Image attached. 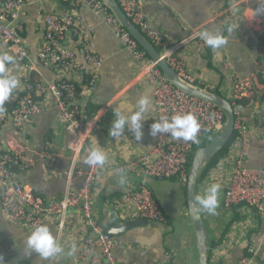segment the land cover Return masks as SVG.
<instances>
[{
    "label": "crops",
    "instance_id": "crops-1",
    "mask_svg": "<svg viewBox=\"0 0 264 264\" xmlns=\"http://www.w3.org/2000/svg\"><path fill=\"white\" fill-rule=\"evenodd\" d=\"M24 1L25 4L15 11L13 21L22 26L21 35L29 58L24 65L16 61L15 65L7 66L8 73L17 75L20 80L17 89H23L28 81L55 82L60 76L57 70L45 67L39 61L43 37L41 16L46 13L69 14L74 19V26L84 18L92 29L91 45L101 64L95 71L93 83H90V71L71 69L68 77L78 86L76 103L90 130L87 143L91 147H101L113 163L138 158L154 142L150 126L155 122V113L143 122V136L139 141L127 128L117 138L109 135V129L115 119L114 110L131 113L140 96H148L152 102V86L141 78L142 65L123 49L113 30L89 10L82 7L72 9L64 0H61L63 6L56 0ZM259 6L258 0H142L141 8L148 27L162 36L167 50L184 61L185 70L195 75L196 85L225 97L235 77L252 78L264 72V14L253 15ZM229 27L234 30L231 35ZM209 30L222 32L228 38V44L218 50L207 47L199 33ZM64 45L74 53L77 63L84 61L80 36L71 29L65 34ZM0 52H5L1 42ZM38 98L41 112L27 121L22 131L13 128L7 119L0 126V142L11 149L19 148L23 157L31 162L29 168L14 177L52 202L66 195L69 188L75 190L80 179L76 178L75 185L69 186L67 173L71 170V153L67 149L68 132L50 99ZM243 112L249 126L250 142L243 161L249 167L264 168V101L244 107ZM224 155L220 164L205 170L195 187V194L202 195L212 183L221 185L216 214L200 212L208 240L207 264H224L243 258L247 260L246 264H264V215L245 204L231 208L223 205L224 189L233 165L232 159L227 160L229 156L224 158ZM126 175L128 182L123 186L118 184L115 168L110 167L98 175L93 189L95 217L103 225L110 212H116L120 222L134 219L129 215V212L133 213L131 207H115L113 201L124 190L143 183L153 193L166 222L134 227L115 236L112 253L116 264H197L196 235L188 219L183 185L176 179L144 177L137 171ZM62 216L52 215L46 222L60 238L65 251L44 259L37 253H28L25 241L29 234L25 226L9 220L0 208V240L7 241L11 247L6 264H92L77 257L87 235L77 210L68 208L60 227ZM73 244L76 251L69 256L67 252ZM102 264L109 263L103 261Z\"/></svg>",
    "mask_w": 264,
    "mask_h": 264
},
{
    "label": "built area",
    "instance_id": "built-area-1",
    "mask_svg": "<svg viewBox=\"0 0 264 264\" xmlns=\"http://www.w3.org/2000/svg\"><path fill=\"white\" fill-rule=\"evenodd\" d=\"M72 9L85 8L97 19L110 27L123 49L135 61L142 65L141 78L146 79L151 88L152 103L155 108V120L161 117L171 118L174 114H194L200 124L197 139L193 141L173 140L170 135L158 134L153 144L142 155L133 161L113 163L108 161L103 167L88 166L84 163L87 151L92 148L87 143L89 135L88 124L82 119L76 103L78 86L68 77L71 69L81 72H91L94 82L96 70L101 61L91 45V27L84 18L74 26V19L69 14L46 13L41 16L43 37L39 54L40 63L57 70L59 79L55 82L28 81L23 89H16L6 101L12 103L9 111L0 116V123L9 119L13 128L23 130L24 124L41 112L42 105L38 97H48L57 109L59 118L69 135L67 149L71 153V170L67 173L69 186L75 185V179L80 184L74 190L68 189L66 195L52 202L35 193L30 187L22 184L14 177L24 172L31 162L26 160L19 148H8L0 142V208L6 217L25 226L30 235L32 229L47 218L60 214L59 226L62 227L64 214L68 208L77 210L80 220L85 225L87 235L84 236L77 257L88 260L92 264H116L112 253L115 246V236L103 231V224L93 213V189L100 173L108 168H122L126 174L138 172L144 177L176 179L185 185L189 174V155L199 146L209 134L220 132L225 125L224 110L212 102L199 98L192 93L173 84L150 58L144 55L136 40L121 24L115 13L104 0H64ZM129 20L156 47L165 61L176 73L179 79L188 85L196 86L195 75L185 70L184 61L167 50L165 40L150 29L142 13V0H116ZM25 4L24 0H0V42L5 52L13 55L20 64H25L29 58L21 35V24L13 21L15 11ZM80 36L83 59L79 64L74 59V53L64 45L68 30ZM166 48V49H165ZM264 72L252 78L235 77L232 88L225 98L231 103L234 113L233 144L230 145L227 160L232 159L233 165L224 189L223 205L227 208L247 205L259 215H264V168L249 167L243 159L250 147L249 126L244 117L243 108L237 100L243 96L254 97L263 87ZM203 89L202 87H199ZM253 102H249L251 105ZM247 105V106H248ZM246 107V106H245ZM222 161V160H221ZM219 162V164L221 163ZM113 206H129L132 218H145L148 221L165 223L166 217L158 205L153 193L145 185L126 189L121 196L113 201ZM11 247L7 241L0 240V264H6ZM246 259L224 264H246ZM164 264H169L168 262Z\"/></svg>",
    "mask_w": 264,
    "mask_h": 264
},
{
    "label": "clouds",
    "instance_id": "clouds-1",
    "mask_svg": "<svg viewBox=\"0 0 264 264\" xmlns=\"http://www.w3.org/2000/svg\"><path fill=\"white\" fill-rule=\"evenodd\" d=\"M258 3L260 6L253 11V15L264 14V0H258ZM233 31V28H228L229 35ZM199 38L212 50H218L228 44V38L219 30L215 32L210 30L201 31ZM15 64L16 58L13 55L8 52H0V112L5 110V102L20 85L17 75L9 74L7 69L8 65ZM153 112L155 113V108L151 102V98L140 96L136 101L135 110L131 113L114 110L115 119L112 121L111 128L109 129V135L113 138L121 137L125 128H127L135 136V139L139 141L143 136V122ZM200 127L198 119L194 114L190 112L186 114H174L170 119L168 117H161L159 120H155L150 126V134L155 137L158 134L167 133L173 140L195 142ZM108 161L109 157L107 153L99 146L90 148L84 158V163L88 166L103 167ZM115 174L120 186L128 182L127 175L122 168L115 169ZM220 192L221 185L219 183H212L204 190L202 195L193 197L189 202L190 210L195 214L206 212L209 215H215ZM25 243L28 253H37L44 259L57 256L65 251L60 243V238L53 233L47 222L35 226ZM75 251L76 246L73 244L67 255L71 256ZM2 260L3 257H0V261Z\"/></svg>",
    "mask_w": 264,
    "mask_h": 264
},
{
    "label": "water",
    "instance_id": "water-1",
    "mask_svg": "<svg viewBox=\"0 0 264 264\" xmlns=\"http://www.w3.org/2000/svg\"><path fill=\"white\" fill-rule=\"evenodd\" d=\"M110 9L115 13L121 24L128 30L131 36L136 40L138 45L145 51L149 58L155 62L156 66L167 76V78L178 87L194 94L195 96L208 100L213 104L221 107L226 115L225 125L219 133H216L210 141L203 146L198 147L191 160L188 179L186 183V202L188 205V219L193 225L196 235V245L198 250L197 264H207V243L204 223L201 213L195 214L189 208V202L193 199L195 194V187L198 174L202 166L214 157L228 142L233 133L234 113L231 103L222 96L211 93L196 86L188 85L181 81L176 73L172 70L169 64L162 57L156 47L144 36V34L129 20L125 13L120 8L116 0H104ZM58 5L63 6L61 0H56ZM147 224H160L156 221H148L145 218H134L121 221L117 218L116 212H110L108 220L103 225V231L110 236H119L124 232Z\"/></svg>",
    "mask_w": 264,
    "mask_h": 264
},
{
    "label": "trees",
    "instance_id": "trees-1",
    "mask_svg": "<svg viewBox=\"0 0 264 264\" xmlns=\"http://www.w3.org/2000/svg\"><path fill=\"white\" fill-rule=\"evenodd\" d=\"M140 47V46H139ZM141 48V47H140ZM142 49V48H141ZM143 50V49H142ZM144 51V50H143ZM144 55L146 56V57H148L149 58V56L145 53V51H144ZM262 83H263V87L261 88V90H260V92H259V100H257V94H255L254 95V97H247V96H243V97H241L240 99H238L237 100V104L239 105V106H241V107H245V106H247L248 104H249V102H255V103H261V101H264V81H262ZM201 87V86H200ZM261 95V96H260ZM261 99V100H260ZM12 103H9V102H5V105H4V111L3 112H0V116L2 115V114H4V113H6V111H9L10 109H11V107H12ZM4 123V122H3ZM3 123H0V126L3 124ZM12 126V125H11ZM216 133H218V132H216ZM216 133H214V134H216ZM211 134H209V136H210ZM234 136H235V134H234V132L232 133V135H231V137L229 138V140H228V142L223 146V148L214 156V157H212L210 160H208L206 163H205V165L202 167V169L200 170V172H199V175H198V178H200V177H202V175H204V172H205V170L207 169V168H209V167H211V166H213V165H217V164H219V162L223 159H221L220 160V158L222 157V155L223 154H225L224 155V158L228 155V149L230 148L229 146L231 145V142L233 141V139H234ZM212 138V137H211ZM211 138H207V141H210L211 140ZM207 141H203L198 147H200V146H203ZM195 150V149H194ZM193 152H191V154H192ZM189 155V166H190V164H191V159H192V155ZM190 168V167H189ZM163 180V179H162ZM169 180H171V179H169ZM184 187V189L186 190V184L183 186Z\"/></svg>",
    "mask_w": 264,
    "mask_h": 264
},
{
    "label": "rangeland",
    "instance_id": "rangeland-1",
    "mask_svg": "<svg viewBox=\"0 0 264 264\" xmlns=\"http://www.w3.org/2000/svg\"><path fill=\"white\" fill-rule=\"evenodd\" d=\"M215 134H211L210 136H208L209 138H211V137H213ZM208 142V141H207ZM198 148V146L195 148V150ZM195 150H193L192 152V158H193V155H194V152H195ZM192 160V159H191ZM154 179H156V178H154ZM198 179V178H197ZM187 183V182H186ZM184 186V185H183ZM191 228V227H190ZM192 229V228H191Z\"/></svg>",
    "mask_w": 264,
    "mask_h": 264
}]
</instances>
